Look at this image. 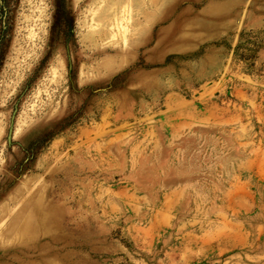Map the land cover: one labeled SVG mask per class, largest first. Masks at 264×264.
Segmentation results:
<instances>
[{
  "label": "rangeland",
  "instance_id": "obj_1",
  "mask_svg": "<svg viewBox=\"0 0 264 264\" xmlns=\"http://www.w3.org/2000/svg\"><path fill=\"white\" fill-rule=\"evenodd\" d=\"M12 24L0 264H264V0H18Z\"/></svg>",
  "mask_w": 264,
  "mask_h": 264
},
{
  "label": "flooded vegetation",
  "instance_id": "obj_2",
  "mask_svg": "<svg viewBox=\"0 0 264 264\" xmlns=\"http://www.w3.org/2000/svg\"><path fill=\"white\" fill-rule=\"evenodd\" d=\"M17 4L18 0H0V49L9 42L7 32L12 29V20Z\"/></svg>",
  "mask_w": 264,
  "mask_h": 264
},
{
  "label": "water",
  "instance_id": "obj_3",
  "mask_svg": "<svg viewBox=\"0 0 264 264\" xmlns=\"http://www.w3.org/2000/svg\"><path fill=\"white\" fill-rule=\"evenodd\" d=\"M16 112H17V106L11 116V124H10V128H9V133H8V141L9 143H11L12 140V136H13V128H14V122H15V116H16Z\"/></svg>",
  "mask_w": 264,
  "mask_h": 264
}]
</instances>
